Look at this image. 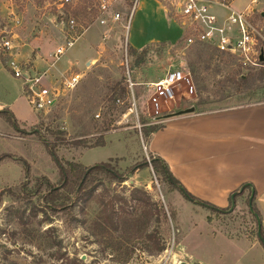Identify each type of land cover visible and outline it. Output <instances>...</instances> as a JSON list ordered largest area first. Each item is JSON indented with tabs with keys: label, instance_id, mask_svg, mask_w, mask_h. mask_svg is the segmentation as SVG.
<instances>
[{
	"label": "rangeland",
	"instance_id": "rangeland-1",
	"mask_svg": "<svg viewBox=\"0 0 264 264\" xmlns=\"http://www.w3.org/2000/svg\"><path fill=\"white\" fill-rule=\"evenodd\" d=\"M143 1H138L126 30V17L119 23L100 25L94 0H74L62 8L56 0H0V30L15 34L12 45L19 37L29 44L35 42L32 46L38 48L47 70L43 83L49 85L69 72L81 76L79 84L63 92L50 112L36 113L22 91L21 80L7 67L13 60L31 68V59L15 60L10 56L12 50L5 56L0 52V106L4 105L0 112L15 116L10 119L7 113H0V193H13L0 200V264H177L182 260L187 264H264L261 248L213 237L223 231L256 242L247 194L232 211L214 215L193 208L178 190L159 181L151 168L140 171L135 167L144 161L151 164L154 156L147 149L151 134L144 131L161 127L168 114L264 102V67L243 65L233 56L200 45L185 46L178 21L164 12L166 25L159 22L155 3L166 6L171 15L177 0H150L148 20L139 18ZM247 3L249 0H236L232 8L241 11ZM215 11L228 15L222 9ZM72 19L74 25L69 23ZM253 23L264 38V0L256 8ZM168 25L173 35L169 45L140 48L149 39L160 42L168 37ZM67 34L79 38L50 66ZM262 47L264 54V42ZM127 70L131 92L123 81ZM172 71L187 74L188 82L174 86V99L159 101L156 109L148 102L147 86ZM116 84L125 88V96L113 95ZM189 86L191 94H187ZM131 93L136 110L129 114ZM100 137L104 140L100 147L82 149L78 144L81 140L94 145ZM66 163L105 164L124 182L95 170L80 193L82 199L72 195L70 201L54 205L62 207L52 209L43 197L51 188L60 187L59 165L66 167ZM213 220L217 225L208 229L207 223ZM179 243L187 245L193 260L184 256L186 251ZM158 247L163 248L161 252ZM169 253L173 260L165 262Z\"/></svg>",
	"mask_w": 264,
	"mask_h": 264
},
{
	"label": "crops",
	"instance_id": "crops-1",
	"mask_svg": "<svg viewBox=\"0 0 264 264\" xmlns=\"http://www.w3.org/2000/svg\"><path fill=\"white\" fill-rule=\"evenodd\" d=\"M149 1H143L139 18L148 20L150 16L148 6L151 3ZM155 3L158 5V20L166 25L164 15L167 12L159 1ZM167 27L168 37L159 40L160 42L149 39L140 48L160 43L169 45L173 36L172 33L170 34L172 26ZM13 35L14 39L15 34ZM33 43L35 42L30 44L23 42L19 37L13 42L10 56L15 60L22 57L30 58L32 64L30 69L43 72L45 70L42 57L38 48L32 46ZM3 107L4 105L0 106ZM147 146L152 156L167 165L170 173L183 189L194 198L217 209L228 212L227 209L231 208V196L241 192L242 186H250L251 194L255 193V204L261 215L264 233V102L204 112H196L193 108L181 109L165 117L164 124L151 134ZM147 170L150 171V167L140 171ZM246 194L248 195L247 190L236 197L235 204ZM194 207L200 206L194 205ZM207 211L210 212L208 209ZM204 216L206 218L209 214ZM213 225H217L214 220L212 224L207 223L208 229L215 228ZM212 229L210 232L207 230L205 234L213 232ZM217 235L223 236L233 245L261 248L264 251L257 240L249 241L244 236L230 237L223 231H218L213 237ZM179 246L181 250L186 251L184 256L192 258V255L187 253V245L179 243ZM182 262L184 261L178 264Z\"/></svg>",
	"mask_w": 264,
	"mask_h": 264
},
{
	"label": "built area",
	"instance_id": "built-area-1",
	"mask_svg": "<svg viewBox=\"0 0 264 264\" xmlns=\"http://www.w3.org/2000/svg\"><path fill=\"white\" fill-rule=\"evenodd\" d=\"M74 0H56L59 8L69 5ZM95 8L98 12V22L102 26L111 23H119L126 17L125 28L128 25L136 11L139 0H94ZM236 0H177L173 2L172 16L178 21L185 36L182 38L185 46L205 45L215 49L223 55H230L236 58L243 65L256 66L260 63V57L263 54L260 30L253 23V16L261 0H249V3L241 11L233 10L232 6ZM164 10L168 13L166 6ZM216 9H222L228 12L226 17L217 13ZM122 11H126V14ZM125 14V15H124ZM14 18V24L18 25ZM70 25H74V19L69 20ZM13 33L7 30H0V52L3 56L12 50ZM65 45L58 47L53 58L55 59L50 66H53L68 49L72 48L74 42L79 38L71 34L63 36ZM126 69L128 68L127 59L125 60ZM8 69L12 72L14 78L21 80L22 91L30 105L36 113L46 114L50 112L57 104L58 98L63 92L73 90L81 79L79 74L64 73L57 80L49 83L42 82L47 76V70L35 72L21 64L10 60L7 62ZM187 74L182 71H172L159 82L148 84L150 102L158 109L159 101H172L174 99L173 87L180 81L187 80ZM127 89L131 92L133 84L127 70L126 73ZM193 88L189 86L187 94H191ZM133 102L128 107V113H134L136 110L133 95ZM119 102V100L117 101ZM158 113V110H155ZM173 246L170 249L172 251ZM163 260V259H162ZM161 260V261H162ZM173 260L171 253L167 262ZM179 263V262H178ZM177 263V264H178Z\"/></svg>",
	"mask_w": 264,
	"mask_h": 264
},
{
	"label": "trees",
	"instance_id": "trees-1",
	"mask_svg": "<svg viewBox=\"0 0 264 264\" xmlns=\"http://www.w3.org/2000/svg\"><path fill=\"white\" fill-rule=\"evenodd\" d=\"M201 46L209 48V49H213V48L205 46V45H200V47ZM213 50H215V49H213ZM130 52L135 53L136 50H133L130 48ZM259 64L262 67H264L263 61L260 62ZM261 71L264 73V70H261ZM123 81L125 83V86H127L126 85V77H124ZM118 84H116L112 89L113 95L116 96V94H119V96H125L126 95L125 88L120 87ZM110 101H112V103L114 105L116 98H114V97L110 98ZM0 113H5V114L7 113L9 115L10 119H14L12 114L9 112H0ZM157 129L158 128H150L149 130H145L144 132L146 134H148V133L152 134ZM60 135L63 136L65 134L62 133ZM78 144H79V146L82 147V149H92L95 147L103 146L104 140L102 137H100L94 145H90L87 141H81L80 140L78 142ZM50 155L52 156V154H50ZM135 167H138L139 169L150 167L152 169L154 175L157 177V179L159 181L169 185L170 187H173L175 190H178L180 192V194L183 196V198L186 199L188 202H190L194 205L200 206L202 208H206L214 215H222V214L226 213V210L217 209V208L213 207L212 205H209V204L202 202V201L194 198L193 196H191L185 189H183V187L180 185V183L172 176L167 165L163 161H161L159 158L152 157L151 164L147 161H144L141 164L136 165ZM95 170L107 172L111 176L113 181L124 182L123 181L124 179L122 177H120L118 174L113 173L112 171L108 170L107 165H105V164H101V166L98 165V166L85 167V166H82L81 164L66 163V167H62L61 165H59V171H60V174L62 176V183H61L60 187H54V188L50 189L51 191H49V193L45 197H43L44 204H46L48 207H51L52 209H56L54 207H62V204L54 206L56 203H58L59 201H70V196H72V195H73L74 199H76V198L78 200L82 199L83 196L81 197L80 193H82V191L84 190L87 182L90 180V177ZM134 171L135 170L133 169L130 172H134ZM246 190L248 191L247 206L249 208V212L252 214L254 221L256 223L255 237H256L257 242L263 247L264 246V233H263L262 226H261V215H260V213L256 207V204H255V193L251 194L252 191H251L250 186H242L241 192L234 193L235 194L234 200L236 197L241 196L243 194V192ZM12 195H13V193L10 190L6 191V192L3 191L0 193V200H1L2 196L10 197ZM134 200L140 201L138 198H134ZM85 201H87V199H85ZM156 209H157L158 213H160L163 216L165 215V213L162 212L161 207L156 206ZM229 209H230V207L227 210H229ZM162 249H163L162 247H158L157 251L161 252Z\"/></svg>",
	"mask_w": 264,
	"mask_h": 264
},
{
	"label": "water",
	"instance_id": "water-1",
	"mask_svg": "<svg viewBox=\"0 0 264 264\" xmlns=\"http://www.w3.org/2000/svg\"><path fill=\"white\" fill-rule=\"evenodd\" d=\"M263 61V55H261V57H260V62H262ZM235 194H233L232 196H231V208L229 209V211H232L233 210V208L235 207V202H234V196ZM263 248H264V246H263ZM182 264H184V263H182Z\"/></svg>",
	"mask_w": 264,
	"mask_h": 264
}]
</instances>
